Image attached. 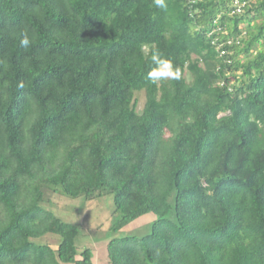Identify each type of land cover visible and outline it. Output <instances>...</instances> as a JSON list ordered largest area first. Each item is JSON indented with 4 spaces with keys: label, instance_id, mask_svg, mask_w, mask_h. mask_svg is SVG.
Masks as SVG:
<instances>
[{
    "label": "trees",
    "instance_id": "1",
    "mask_svg": "<svg viewBox=\"0 0 264 264\" xmlns=\"http://www.w3.org/2000/svg\"><path fill=\"white\" fill-rule=\"evenodd\" d=\"M166 3L0 0V264H95L57 195L154 214L108 264H264V0Z\"/></svg>",
    "mask_w": 264,
    "mask_h": 264
},
{
    "label": "rangeland",
    "instance_id": "2",
    "mask_svg": "<svg viewBox=\"0 0 264 264\" xmlns=\"http://www.w3.org/2000/svg\"><path fill=\"white\" fill-rule=\"evenodd\" d=\"M143 102L144 97L140 95V106ZM45 206L67 222L80 225L81 232L76 238L77 250L80 252L85 247L92 248L95 264H108L107 244L111 238L120 239L127 235L148 234L155 218L153 213L145 214L123 228L113 231L112 226L119 215L113 213L115 205L112 195H105L86 202L81 197L71 198L57 195L53 202ZM59 239L57 235L48 234L38 241L50 242L53 246H57Z\"/></svg>",
    "mask_w": 264,
    "mask_h": 264
},
{
    "label": "clouds",
    "instance_id": "3",
    "mask_svg": "<svg viewBox=\"0 0 264 264\" xmlns=\"http://www.w3.org/2000/svg\"><path fill=\"white\" fill-rule=\"evenodd\" d=\"M153 4L156 8L161 10H167L166 0H153ZM28 33H22V38L20 40V46L23 48H28L31 45ZM152 62L156 65V69L149 73V79L153 82L158 80L174 79L179 80L181 78V71L179 68L174 67V65L167 59L162 57V53L159 50H153L151 55Z\"/></svg>",
    "mask_w": 264,
    "mask_h": 264
}]
</instances>
